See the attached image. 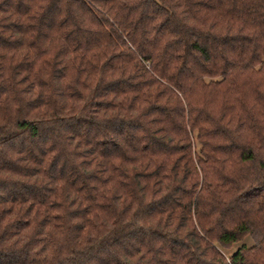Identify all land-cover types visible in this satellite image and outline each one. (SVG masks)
Masks as SVG:
<instances>
[{
    "label": "trees",
    "instance_id": "obj_1",
    "mask_svg": "<svg viewBox=\"0 0 264 264\" xmlns=\"http://www.w3.org/2000/svg\"><path fill=\"white\" fill-rule=\"evenodd\" d=\"M0 264H264V0H0Z\"/></svg>",
    "mask_w": 264,
    "mask_h": 264
}]
</instances>
